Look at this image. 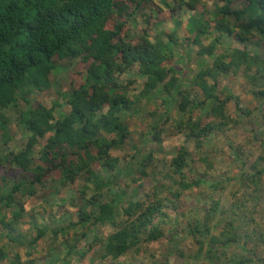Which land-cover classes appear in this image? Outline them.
I'll return each instance as SVG.
<instances>
[{
  "label": "clouds",
  "instance_id": "clouds-1",
  "mask_svg": "<svg viewBox=\"0 0 264 264\" xmlns=\"http://www.w3.org/2000/svg\"><path fill=\"white\" fill-rule=\"evenodd\" d=\"M0 264H264V0H0Z\"/></svg>",
  "mask_w": 264,
  "mask_h": 264
}]
</instances>
